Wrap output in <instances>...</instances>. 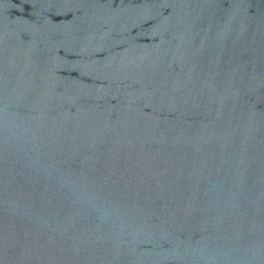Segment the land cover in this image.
Here are the masks:
<instances>
[{
  "label": "water",
  "instance_id": "95a60500",
  "mask_svg": "<svg viewBox=\"0 0 264 264\" xmlns=\"http://www.w3.org/2000/svg\"><path fill=\"white\" fill-rule=\"evenodd\" d=\"M0 264H264V0H0Z\"/></svg>",
  "mask_w": 264,
  "mask_h": 264
}]
</instances>
